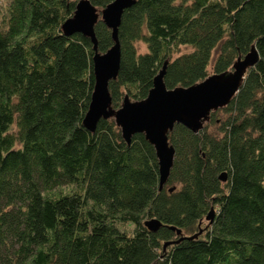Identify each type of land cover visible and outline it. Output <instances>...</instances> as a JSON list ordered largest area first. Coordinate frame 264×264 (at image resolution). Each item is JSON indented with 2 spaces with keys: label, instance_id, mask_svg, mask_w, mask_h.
Returning <instances> with one entry per match:
<instances>
[{
  "label": "trees",
  "instance_id": "trees-1",
  "mask_svg": "<svg viewBox=\"0 0 264 264\" xmlns=\"http://www.w3.org/2000/svg\"><path fill=\"white\" fill-rule=\"evenodd\" d=\"M0 1V264H264V0L124 9L108 83L114 111L126 96L145 99L165 62L173 89L228 76L239 57L258 53L198 131L176 123L167 132L175 154L161 188L144 132L127 142L113 115L94 130L83 123L94 45L63 30L79 0ZM90 1L104 53L114 39L101 12L113 0ZM153 217L164 224L157 231L145 225Z\"/></svg>",
  "mask_w": 264,
  "mask_h": 264
},
{
  "label": "water",
  "instance_id": "water-1",
  "mask_svg": "<svg viewBox=\"0 0 264 264\" xmlns=\"http://www.w3.org/2000/svg\"><path fill=\"white\" fill-rule=\"evenodd\" d=\"M135 0H113L101 12V18L112 30L114 44L104 53L99 52L94 25L98 20L96 7L90 0H79L73 16L63 23L66 34L76 32L90 36L94 45L93 68L95 73V88L91 96L88 111L83 123L90 130H94L100 118L114 116L116 123L121 127L127 142H131L132 135L144 132L148 140L154 144L159 160L160 188L166 183L173 165L175 149L169 144L167 132L176 123H182L193 131L202 127L201 119L208 116L211 110L220 108L233 98L237 92L244 71L258 58L256 50H251L243 58L239 57L232 74H212L206 79L189 87L168 88L164 83V74L167 62L154 78L153 87L147 97L140 101H131L127 96L122 106L117 110L110 109L111 96L108 87L110 79L116 78L120 67L121 47L118 38V29L124 9ZM221 180L227 179L226 172L219 175ZM174 187L170 188L172 191ZM215 210L211 208L206 219L210 222L214 218ZM145 225L151 231H157L164 224L157 218H149ZM176 229L174 226H170ZM181 236L170 243L179 242L185 238L197 237ZM177 234H182L177 229Z\"/></svg>",
  "mask_w": 264,
  "mask_h": 264
},
{
  "label": "rangeland",
  "instance_id": "rangeland-1",
  "mask_svg": "<svg viewBox=\"0 0 264 264\" xmlns=\"http://www.w3.org/2000/svg\"><path fill=\"white\" fill-rule=\"evenodd\" d=\"M0 3H1V1H0ZM1 8V7H0ZM3 8V7H2ZM97 12H98V10H97ZM141 47V49H144V46H140ZM208 116H206L205 118H203V119H201V122H202V124H203V122L204 121H206V120H208Z\"/></svg>",
  "mask_w": 264,
  "mask_h": 264
}]
</instances>
